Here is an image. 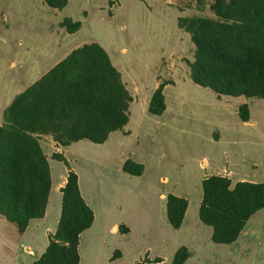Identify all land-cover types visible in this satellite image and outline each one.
Wrapping results in <instances>:
<instances>
[{
  "label": "rangeland",
  "instance_id": "rangeland-1",
  "mask_svg": "<svg viewBox=\"0 0 264 264\" xmlns=\"http://www.w3.org/2000/svg\"><path fill=\"white\" fill-rule=\"evenodd\" d=\"M209 2L68 0L63 8L54 9L43 0H0V92L12 79V92L25 85L36 53L56 44L60 48L100 44L130 93L144 96L145 104L156 85L171 80L165 90L166 109L161 114L141 112L134 101L126 127L135 129L131 135L118 131V140L108 151L82 140L78 148L73 144L64 153L69 166L87 178L95 177L106 203L119 207L118 224L129 229L88 241L83 236L79 264H171L180 246L190 253L183 264H264L263 210L250 220L255 239L244 234L232 248L214 243L211 227L198 216L204 176L217 173L232 183L244 178L264 181V98L218 95L195 84L186 70L194 51L189 34L181 30L189 39L176 40L178 17L212 16ZM65 18L80 21V28L65 32L60 26ZM45 64L35 68L40 72ZM6 92L10 97L11 90ZM243 103L247 121L238 115ZM128 158L144 165L141 175L123 172L121 161ZM48 162L55 182L67 165L52 158ZM170 193L188 202L178 229L165 214L161 194ZM2 223L0 235L12 250L18 232L13 224ZM25 253L19 248V264H26Z\"/></svg>",
  "mask_w": 264,
  "mask_h": 264
},
{
  "label": "trees",
  "instance_id": "trees-1",
  "mask_svg": "<svg viewBox=\"0 0 264 264\" xmlns=\"http://www.w3.org/2000/svg\"><path fill=\"white\" fill-rule=\"evenodd\" d=\"M68 0H43L61 9ZM200 2V0H197ZM212 16H179L177 24L190 34L194 46L189 64L191 80L218 95L264 98V0H210ZM60 26L77 31L80 21L65 18ZM163 84L153 92L151 114L165 109ZM131 95L105 50L84 43L17 94L3 112L0 125V215L21 233L28 222L44 215L51 186L48 158L37 135H51L65 145L86 139L103 142L128 120ZM242 121L249 119L247 104L238 107ZM52 158L67 165L61 187V211L48 245L31 264H78L79 236L93 222V211L79 192L78 177L60 153ZM122 169L140 175L144 166L127 159ZM200 221L210 226L211 240H237L249 217L264 208V181L240 180L212 174L201 181ZM188 202L175 194L165 196L169 224L180 228ZM123 232L125 226H119ZM117 253V251H116ZM190 253L180 246L171 264H183ZM155 261H158L156 258Z\"/></svg>",
  "mask_w": 264,
  "mask_h": 264
},
{
  "label": "crops",
  "instance_id": "crops-1",
  "mask_svg": "<svg viewBox=\"0 0 264 264\" xmlns=\"http://www.w3.org/2000/svg\"><path fill=\"white\" fill-rule=\"evenodd\" d=\"M186 17H191V16H186ZM177 26H178V24H177ZM178 29L180 30V32H178V34L176 35V40L182 42L183 40L186 41L187 39L190 38V34L188 32L187 33L189 34V38L187 35L186 36L184 35V32L181 31V30H184L183 28L178 26ZM64 31H65V29H64ZM185 44H186L185 46H187V43H185ZM77 45L80 46L82 44H77ZM78 46L69 47V45H68L67 47L60 48L59 44H56L55 46H52L48 51H46V50L41 51L40 50V53H36V55L33 58L34 60H33L31 69H29L30 70L28 73L29 79H28L27 83L23 86H17L15 88L17 90H14L15 92H12V89L15 87L14 81L12 79L8 82V85H6L7 87H4L3 91L0 92V125L4 124L3 112H4L5 108L11 103L13 98L17 94H19L20 92L25 90L32 83H34L36 80H38L44 73H46L50 68H52L55 64H57L61 59H63L66 55H68L73 49L77 48ZM102 48L105 50L104 47H102ZM105 52L107 53V55H108V57L112 63V56L106 50H105ZM193 53H194V51L192 52V57H193ZM192 59H188L187 64H186V70H187V68L189 69L188 63ZM45 61L47 63V64H45L46 66L44 67L43 70L38 72V69H36L35 67L42 65V62H45ZM112 65H113V63H112ZM119 73H120V78H121L122 83L124 84L125 88L128 90V88L125 85L124 80L122 79L123 78L122 73L120 71H119ZM168 74H169V72H168ZM30 76H32V77H30ZM170 84H171V80H164V82H163L162 91H163V95H164V100L166 97L165 90ZM158 86L159 85L155 86L153 92L157 89ZM6 90H11V96L10 97H7L8 93L6 92ZM128 92L131 95V101L129 102V105H128V120H127L126 124L122 128L111 131L108 134L107 138L103 142L96 143L99 146H101L102 148H104V150H106V151H108L110 149V146L113 142L118 140V136H117L118 131H120L121 134L128 133L129 135H131L132 131L135 129L134 128L132 130L130 127H126L128 122L130 121V119H129L130 105H132V103L134 101H136L138 103V106L141 109V112H143L145 110H147V112H148L149 101H150V98H151L153 92L151 93L150 97H147L145 99L146 104L144 103V96L140 97L137 94L136 95L132 94V93H130L129 90H128ZM165 109H166V103H165ZM37 137L39 138L40 146H41L44 154L47 156L48 159L52 158L53 153H60L66 159V157L64 156V153L69 148H71V146L73 144L75 146H77V148H78L77 144H81L79 142H81L82 140H86V139H82V140H78V141H74V142H70V143H67L65 145H62L58 141L54 140L51 135L39 134V135H37ZM52 159H54V158H52ZM126 160L127 159H122L121 167L123 166V164ZM66 161H67V159H66ZM205 163L206 162H203L202 165H205ZM49 169H50V179H51V167H50V165H49ZM67 169L68 168L66 167L63 174H60V176L57 178V180L55 182L52 181V179H51V186H50V190H49V194H48V198H47V203H46L44 215L41 218L31 219L28 222V225L23 232L20 233L17 230V227L13 223L7 221L3 216L0 215V224H4L2 222H5V224H13L15 226L17 232H18V237H17L16 244H15L16 247L12 248V250L8 249V247H7L9 245L8 240H6L5 241L6 243H5L4 240L2 239L3 237L0 235V264H19V254H18L19 248L26 251V253H25L26 257H27L26 264H31L36 258H38L43 253L46 246L48 245L49 235L52 234L57 227V223H58L60 211H61V197H62L61 187H63L65 182H66V176H67V171H68ZM71 169H73V167H71ZM73 170L76 172L77 177H78L79 192H80L82 198L84 199V201L86 202V204L93 211V222H92L91 226L88 229H86L85 231H83L79 236L78 250H79V257H80V247H81V242H82L83 236H85V239L87 238V241H88V239L91 240L97 236H99V237H97V239H99L103 235H107V234H114L115 235L120 230L119 226H121V225L118 224V222L115 218V213L118 211L119 207L118 206L116 207L114 205H109L108 203H106L105 197L103 196L102 189H99L94 184L95 177L91 174L90 177L87 178V177H85L84 174H81V172L77 168H75ZM215 174H217V173H215ZM207 176L208 175L204 176L202 178V180ZM240 180H245V178L244 179H238L236 181H240ZM247 181L256 182L255 180H247ZM54 195H55V197H54ZM161 196H162V198H165V195L161 194ZM200 201H201V199H200ZM261 210L264 211V208ZM261 210H258V211H261ZM186 212H187V209H186L184 217H183V222H184V218L186 216ZM257 212H255L254 214H256ZM253 215H251L249 217V219L247 220L245 227L242 230V232L240 233L237 240L241 236H243L244 234L246 236L248 234L251 236H254V232H255V228H253L254 227L253 226L254 221H252V223L250 224V220H252L251 218ZM3 220H6V221H3ZM6 222H9V223H6ZM183 222H182L181 226L183 225ZM248 224H250L249 227H248ZM8 226H10V225H8ZM123 226H125V225H123ZM128 230L129 229H127V231ZM211 231H212V229H211ZM210 238H211V233H210ZM253 238L255 239V236ZM237 240L234 241L233 243L228 244L229 247L232 248L231 246H233L237 242ZM7 252H9V253H7ZM7 255H10L11 258H9ZM79 263H80V260H79Z\"/></svg>",
  "mask_w": 264,
  "mask_h": 264
}]
</instances>
